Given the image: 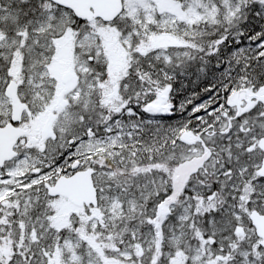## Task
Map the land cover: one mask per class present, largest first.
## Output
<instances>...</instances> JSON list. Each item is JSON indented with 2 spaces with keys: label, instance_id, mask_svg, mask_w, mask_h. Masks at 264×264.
Listing matches in <instances>:
<instances>
[{
  "label": "snow or ice",
  "instance_id": "obj_1",
  "mask_svg": "<svg viewBox=\"0 0 264 264\" xmlns=\"http://www.w3.org/2000/svg\"><path fill=\"white\" fill-rule=\"evenodd\" d=\"M0 264H264V0H0Z\"/></svg>",
  "mask_w": 264,
  "mask_h": 264
}]
</instances>
